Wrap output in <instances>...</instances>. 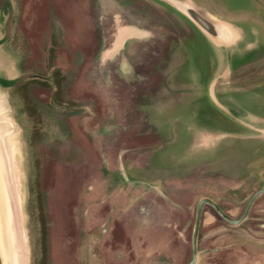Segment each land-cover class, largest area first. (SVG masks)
Wrapping results in <instances>:
<instances>
[{
	"label": "rangeland",
	"instance_id": "374dc122",
	"mask_svg": "<svg viewBox=\"0 0 264 264\" xmlns=\"http://www.w3.org/2000/svg\"><path fill=\"white\" fill-rule=\"evenodd\" d=\"M195 1L243 39L160 0H0L17 264H186L200 199L240 218L264 187V0ZM198 250L264 264V193L239 224L204 204Z\"/></svg>",
	"mask_w": 264,
	"mask_h": 264
},
{
	"label": "water",
	"instance_id": "95a60500",
	"mask_svg": "<svg viewBox=\"0 0 264 264\" xmlns=\"http://www.w3.org/2000/svg\"><path fill=\"white\" fill-rule=\"evenodd\" d=\"M160 1L174 7L175 9L183 13L214 44H216L219 47H223V46L228 47L236 44L238 41L243 39L244 34H243V29H241V26H239L238 24L232 21L217 18L216 16L205 10L203 7H201L195 0H160ZM212 88L213 85L211 89ZM211 92L212 95L214 96L215 94L213 93V89ZM262 193H264V187L258 189L253 193V195L248 201L244 213L241 215L240 218H233L230 215H228L217 202H215L213 199L209 197H204L200 199L197 205L196 222L194 226L193 239H192L193 255L191 260L186 264H196L198 260V254H199L198 239H199L200 226H201V215L204 204L206 203L211 204L220 213V215L228 222L232 224H239L246 219L255 199ZM1 196L5 197L4 192H2ZM0 208L3 210L2 197L0 198ZM4 208L6 210V201L4 202ZM1 214H3L4 217L3 223L1 221L2 225L6 228V231L8 227L9 231L11 232V225L10 222H8L7 214L6 213L4 214L3 212H1ZM1 230L2 227L0 225V264H9L7 257L8 253L6 254V250L8 251V246H10V241H8L9 245L7 244L5 247ZM11 246H12L11 247L12 252L15 253L13 240H11ZM151 264H174V263L168 261H155L152 262Z\"/></svg>",
	"mask_w": 264,
	"mask_h": 264
},
{
	"label": "bare ground",
	"instance_id": "6f19581e",
	"mask_svg": "<svg viewBox=\"0 0 264 264\" xmlns=\"http://www.w3.org/2000/svg\"><path fill=\"white\" fill-rule=\"evenodd\" d=\"M3 145L0 143V148H2ZM2 157H3V160L4 162H6V157H5V154L4 152L0 151ZM6 171L3 170V168L1 167V158H0V196L2 195V192H4V195L5 197L1 196L2 197V204H3V210L0 208V225L2 227V237H3V240H4V244H5V247L6 245L8 244V241H10V246H8V251L6 250V254H7V257H8V263L9 264H17L18 263V259H17V255H16V250H14L15 253L12 252L11 250V240H13V243H14V248H15V235L17 232H18V229H17V214H18V210H17V207H14V202L12 200V197L10 196V190H11V183H10V179H11V176L12 174L7 173ZM6 178H9V181L6 182ZM7 188H5V187ZM7 194V196H6ZM0 197V198H1ZM6 201V210L4 208V202ZM2 210V211H1ZM1 212H3L4 214L6 213L7 216H8V222H10V225H11V232L9 231V228L7 227V231H6V228L2 225L3 223V214H1ZM2 221V223H1ZM17 230V231H16ZM9 245V244H8ZM6 249V248H5Z\"/></svg>",
	"mask_w": 264,
	"mask_h": 264
},
{
	"label": "trees",
	"instance_id": "16d2710c",
	"mask_svg": "<svg viewBox=\"0 0 264 264\" xmlns=\"http://www.w3.org/2000/svg\"><path fill=\"white\" fill-rule=\"evenodd\" d=\"M24 96H25V99H26V101H27V103H28V105H29V110H30V113H33L34 112V107H33V105L31 104L30 105V102H29V100H28V95H27V93H25L24 94ZM219 213V212H218ZM42 230H43V240H44V258L43 259H46V254H47V252H46V244H45V238H46V222H45V220H42ZM45 262V261H44Z\"/></svg>",
	"mask_w": 264,
	"mask_h": 264
},
{
	"label": "crops",
	"instance_id": "0c3cea01",
	"mask_svg": "<svg viewBox=\"0 0 264 264\" xmlns=\"http://www.w3.org/2000/svg\"><path fill=\"white\" fill-rule=\"evenodd\" d=\"M127 31H129L133 35H141V34H143V31H140V30H138V29H136L134 27H129Z\"/></svg>",
	"mask_w": 264,
	"mask_h": 264
},
{
	"label": "flooded vegetation",
	"instance_id": "af4514ba",
	"mask_svg": "<svg viewBox=\"0 0 264 264\" xmlns=\"http://www.w3.org/2000/svg\"><path fill=\"white\" fill-rule=\"evenodd\" d=\"M126 33L129 32V31H125ZM130 33V32H129ZM129 38V37H128Z\"/></svg>",
	"mask_w": 264,
	"mask_h": 264
}]
</instances>
